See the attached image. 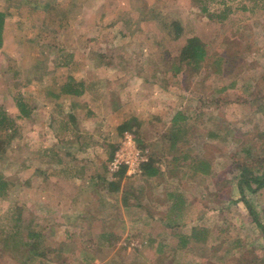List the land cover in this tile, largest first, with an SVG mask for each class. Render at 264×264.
Instances as JSON below:
<instances>
[{
    "label": "rangeland",
    "instance_id": "obj_1",
    "mask_svg": "<svg viewBox=\"0 0 264 264\" xmlns=\"http://www.w3.org/2000/svg\"><path fill=\"white\" fill-rule=\"evenodd\" d=\"M227 2L219 19L192 0H0V104L17 114L20 92L32 107L11 135L0 132L10 182L0 219L20 206L44 225L29 248L0 238V264H264L263 231L237 186L243 163L264 169V0ZM188 35L204 41L208 63L230 54L223 73L174 72ZM67 75L84 80L81 95L60 92ZM176 110L185 145L173 144ZM126 133L157 174L110 169ZM49 149L84 175L52 172L40 154ZM184 152L207 157L210 173L189 169ZM175 194L184 216L170 211ZM245 195L264 225V186ZM192 225L210 234L181 246Z\"/></svg>",
    "mask_w": 264,
    "mask_h": 264
},
{
    "label": "trees",
    "instance_id": "obj_2",
    "mask_svg": "<svg viewBox=\"0 0 264 264\" xmlns=\"http://www.w3.org/2000/svg\"><path fill=\"white\" fill-rule=\"evenodd\" d=\"M201 10L203 13L207 14L208 17H220L226 18L228 14L231 12V8L227 0H192ZM5 12L0 9V47L3 45L4 40V23H5ZM174 26L177 30L181 29V25L178 22H174ZM230 55V54H229ZM228 54L221 53L217 59L208 63L206 61V46L204 41L198 35H188L184 44L181 47L179 53V60L183 62L184 68L181 65H177L175 67L174 72L184 70V72L189 75L191 71H197L201 69L203 65H215V73H223V65L228 56ZM223 59V60H222ZM222 60V62H221ZM70 61V58H64V60L60 63L61 65H67ZM193 69V70H192ZM86 89L85 82L81 79L75 78L73 75H67L65 80L60 84L59 90L61 93L73 94V95H80ZM15 104L18 109V113L15 115L10 114L7 109L0 104V132L4 131L7 132L8 135H11L17 129V119L21 117L29 116L32 107L29 105L27 100L23 97V95L18 92L15 94ZM181 113H177L180 116ZM176 115V116H177ZM183 119L179 117L178 119H174L173 128L175 130H181L180 135H178L175 131L172 139L173 144L181 143L183 145L190 142V135L188 134L189 128H187L186 123L183 122ZM185 121V116H184ZM209 134L212 136H216V132L213 131L212 128L209 129ZM184 139H180L183 138ZM176 144V145H177ZM182 145V146H183ZM207 144H205L206 146ZM248 148H245V150ZM47 151V152H46ZM188 151V150H185ZM46 152V153H45ZM46 155L48 158L43 160L44 162H53L52 164V172L56 171V174H62L65 168L69 167V164L62 161L60 156L53 151L52 149L41 151L40 154ZM49 153V155H47ZM51 153V154H50ZM185 154L182 156L184 159H188V167L192 169L193 172L199 173L201 175L209 174L211 169V161L207 159V157H195V155H189L188 152H184ZM52 156V157H51ZM54 156V158H53ZM205 156V155H203ZM56 161V162H54ZM65 163V164H63ZM58 164L60 167H55L54 165ZM66 166V167H65ZM72 171L69 173L70 175L75 176H83L84 175V168L82 166H73ZM126 171L125 166H121L118 170H116L117 175H123ZM159 172V168L153 165V159L149 157L145 162L142 164V174L145 177L154 176ZM252 169L246 163H243L241 166L240 176L237 181L238 192L240 194V200L243 201L245 207L248 209L249 214L252 216V219L258 226L262 229L264 235V225L260 222L256 211L253 209L251 202L247 199L245 195V188L250 190H256L259 187L264 186V169L261 173H256V175H252ZM252 183L254 186H252ZM10 182L9 179L6 177L4 171L0 167V198H3L9 189ZM182 195L175 194L172 199V205L170 211H174L175 214L179 215L180 217L184 216V211L182 210ZM10 211L8 214L9 220L5 222L3 220L2 215L0 219V238L3 239L4 243L13 244L14 247L17 249L20 247L27 248L29 244L34 242L38 239L42 231H38L35 227H44V225L40 222L35 221L34 217L25 218L23 216L22 207L20 206H10ZM6 213V212H5ZM176 218V217H174ZM172 218L173 222H176ZM184 219H181V221ZM181 223H184V222ZM171 221L167 224L171 226ZM210 234V230L205 227H199L196 225H192L191 230L188 234H184L183 240L180 239V245L185 246L187 245L188 241H204L206 237ZM4 248L7 249L8 245H4ZM29 248V247H28ZM36 256L35 253L28 252V260L31 261V258ZM238 263L241 264V259H239ZM247 264L250 262L247 261Z\"/></svg>",
    "mask_w": 264,
    "mask_h": 264
},
{
    "label": "built area",
    "instance_id": "obj_3",
    "mask_svg": "<svg viewBox=\"0 0 264 264\" xmlns=\"http://www.w3.org/2000/svg\"><path fill=\"white\" fill-rule=\"evenodd\" d=\"M146 160L147 157L143 151L137 147L133 135L126 133L119 148L110 159L109 167L111 170L116 171L121 166H125L126 172L129 174L141 172L142 164Z\"/></svg>",
    "mask_w": 264,
    "mask_h": 264
},
{
    "label": "crops",
    "instance_id": "obj_4",
    "mask_svg": "<svg viewBox=\"0 0 264 264\" xmlns=\"http://www.w3.org/2000/svg\"><path fill=\"white\" fill-rule=\"evenodd\" d=\"M84 81V80H83ZM140 86H142V85H140ZM140 92H138V94H139ZM67 94V93H66ZM67 95H73V94H67ZM81 95V94H80ZM149 96L150 97H152L153 95H151V93L149 94ZM177 113H178V110H176V111H174V113L172 114V116H171V122H174V119L176 118V119H178L179 117H181L182 119H184V111L183 112H181V111H179V113H181L180 114V116H178L177 115ZM183 113V114H182ZM177 115V116H176ZM180 162H178L177 163V165L179 164ZM171 164L173 165V162H171ZM169 167V166H168ZM173 182V181H172Z\"/></svg>",
    "mask_w": 264,
    "mask_h": 264
}]
</instances>
